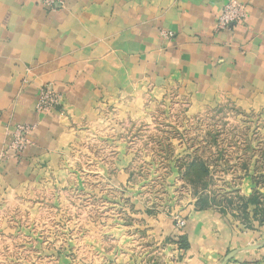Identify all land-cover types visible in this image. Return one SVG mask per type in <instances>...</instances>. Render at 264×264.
Listing matches in <instances>:
<instances>
[{"label":"crops","instance_id":"1","mask_svg":"<svg viewBox=\"0 0 264 264\" xmlns=\"http://www.w3.org/2000/svg\"><path fill=\"white\" fill-rule=\"evenodd\" d=\"M225 1L61 0L52 12L40 0H0V264L3 254L8 264H51L56 191L89 203L90 215L100 208L105 222L59 238L54 264H264V221L237 206L254 190L264 201V0H235L244 19L216 30ZM46 84L61 105L37 113ZM178 104L185 114L172 112ZM225 105L250 111L234 121L255 123L230 127L258 159L228 179L238 191L223 199L192 178L183 199L172 187L147 198L131 188L136 176L147 183L145 169H243L242 150L225 160L210 116L190 131L194 111ZM16 124L32 127L21 153L10 149Z\"/></svg>","mask_w":264,"mask_h":264},{"label":"rangeland","instance_id":"2","mask_svg":"<svg viewBox=\"0 0 264 264\" xmlns=\"http://www.w3.org/2000/svg\"><path fill=\"white\" fill-rule=\"evenodd\" d=\"M173 109L175 110L172 112L176 114L177 113L185 114L188 108L178 104V106L173 107L171 110ZM168 110L169 111L167 112H171L170 108ZM244 113L250 114V111H244V110L240 111L239 108H236L230 105L212 107L210 108V110L203 111V112L201 111L193 112V115L195 114L196 115L193 117V122H192L193 126L190 131H192L195 135L199 134L201 130L200 126L203 124V122L200 121L202 119V117L200 118V115L203 114V117H205V115L210 116V119H209L210 121L205 122V123H210L213 125V127L211 128L213 129V131H215L214 134H216V140L222 139V141H220V145L222 147H229V152L231 154L226 155L228 158L225 157V160L232 162L233 160H235V157L236 158L238 157L237 155L235 156L234 154L235 152H237V154L239 150H242L243 152L242 157H241L242 164H240V166H242L243 169H238L236 168L237 166L235 168H231L230 166L224 167V166L219 165V168L213 171H210L209 176L211 179L206 184H209L208 186L211 187L210 189H212L215 192V194L218 195V197L221 196L223 199H225V196H227L228 193H233L235 192V190L238 191L239 189L238 188L239 183L236 185H233L232 180L229 181L228 179L244 178L245 175L251 172V170L250 171L245 170L244 167H246L247 164L250 163L252 160L258 161V159H254L252 157L253 155H250L249 146L254 145L253 141L251 142V140L249 139H239L240 137L239 134L232 133V128H230L234 125H242L243 123H245V125H255V123L244 122V119H248L245 117H241L238 119L241 121L233 120L235 119L233 118V116L241 115ZM223 115H230L231 117H228V120H226L225 116ZM180 124L181 122L175 123V125H179V130H180ZM221 127H224V128H221ZM221 129L223 130L226 129V130L223 131ZM254 148H255V145H254ZM218 158L217 160L222 159L220 157ZM260 161H264V158H261ZM133 172L135 173V171ZM252 172L255 173L257 171L252 170ZM138 174L140 177H145L147 183L140 182L141 184H139L137 176H136L135 177L136 180L133 181L131 188L137 189L136 192L139 191L138 195L140 197L146 196V198L151 197L155 194H158V195L168 194L169 193L168 188L172 187L171 193L176 195L178 199H183L185 198L186 195H191L192 193H194L193 191L194 188L189 185L190 179L192 178L191 181L193 180L199 181L198 180L199 176H202L200 175L201 172L198 173L197 171H194L192 176H188V174L178 173L176 177L175 173H172V171L154 170V169L140 170L138 171ZM172 174H173V179H174L173 184L169 185L168 182L166 181H168V179L170 178ZM140 180L142 179H139V181ZM260 183H262L261 180H260ZM196 188L203 189L201 185H199V187L196 186ZM206 188L207 186L205 185V189ZM67 194H61L59 191H56L51 196V202H50V208H49L50 217L48 218V224L50 227V235H49L50 243H51V246L54 247V249L50 250L51 264H54L52 258L55 257L59 253V251L56 250V247H57L56 245L59 242V238H62L63 236H67V238H71V231L74 229V227H77L79 229V226L82 225L81 227L85 229V226H88L90 222H92L93 220H96V217H97L98 224H103V222H105L104 217H103L104 212L100 208H95L96 206L92 207L94 213L93 215H90L91 208H90V205H88L89 203H85V202L77 203L76 201L71 200L73 198L72 197L73 194L70 195L71 199L69 201L67 200L69 198ZM64 199H66V201H64ZM92 204L95 205V203H92ZM101 207H105V205H102ZM95 210H96V213H95ZM20 220L21 219L19 218L18 221L21 222ZM40 220L41 219H38V218L34 219V221H38V222H40ZM38 222H35V226H39V229H40L41 225ZM61 229H64V231L67 230V233H65V235H62L63 233L58 234V231H60ZM18 236L21 237V235H18ZM18 236H16L15 238H17ZM5 237L7 239L3 240V242L9 239L8 235H5ZM6 253H8V251H6ZM8 261L9 260H7L3 254V258L1 260L2 264H8Z\"/></svg>","mask_w":264,"mask_h":264},{"label":"built area","instance_id":"3","mask_svg":"<svg viewBox=\"0 0 264 264\" xmlns=\"http://www.w3.org/2000/svg\"><path fill=\"white\" fill-rule=\"evenodd\" d=\"M40 3L47 10L55 12L62 6L61 0H40ZM245 17V6L235 0H226L221 13L215 23L216 30H225L233 24L240 23ZM165 38H170V33H163ZM61 94L50 84L43 85L37 91L34 109L37 113L46 114L57 109L61 105ZM32 127L26 124H16L12 133L10 149L21 153L28 144L27 135ZM185 225L183 217H174V226L180 230Z\"/></svg>","mask_w":264,"mask_h":264},{"label":"trees","instance_id":"4","mask_svg":"<svg viewBox=\"0 0 264 264\" xmlns=\"http://www.w3.org/2000/svg\"><path fill=\"white\" fill-rule=\"evenodd\" d=\"M188 172L190 174L193 171H191V169H190ZM197 172L198 173L201 172L200 175H202V176H199L198 180H203V181L201 183L199 181H196V183H197L196 186L201 185L202 187H204L206 185V183L208 182L207 179L210 178L209 172L207 170H204V169L197 170ZM192 175H193V173H192ZM261 182L264 186V178L261 179ZM249 204H251L253 206L252 214L254 216H257L259 221L260 220L264 221V201L260 200L259 193L256 190H254V192L251 193V195L248 196L247 198H241L238 200L237 206L240 207L243 215L246 214L245 210Z\"/></svg>","mask_w":264,"mask_h":264},{"label":"water","instance_id":"5","mask_svg":"<svg viewBox=\"0 0 264 264\" xmlns=\"http://www.w3.org/2000/svg\"><path fill=\"white\" fill-rule=\"evenodd\" d=\"M227 258H229V256Z\"/></svg>","mask_w":264,"mask_h":264}]
</instances>
